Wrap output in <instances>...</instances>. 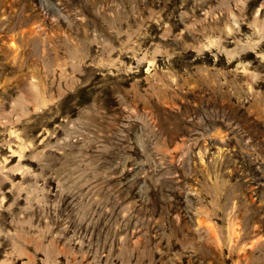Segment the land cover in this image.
Returning <instances> with one entry per match:
<instances>
[{
	"label": "rangeland",
	"instance_id": "rangeland-1",
	"mask_svg": "<svg viewBox=\"0 0 264 264\" xmlns=\"http://www.w3.org/2000/svg\"><path fill=\"white\" fill-rule=\"evenodd\" d=\"M0 264H264V0H0Z\"/></svg>",
	"mask_w": 264,
	"mask_h": 264
},
{
	"label": "bare ground",
	"instance_id": "bare-ground-1",
	"mask_svg": "<svg viewBox=\"0 0 264 264\" xmlns=\"http://www.w3.org/2000/svg\"><path fill=\"white\" fill-rule=\"evenodd\" d=\"M11 37V36H10ZM13 47V46H12ZM12 49V48H11ZM16 53V52H15ZM17 54V53H16ZM14 56V55H13Z\"/></svg>",
	"mask_w": 264,
	"mask_h": 264
}]
</instances>
